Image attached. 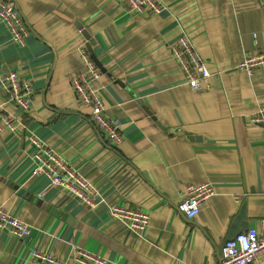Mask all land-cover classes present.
Wrapping results in <instances>:
<instances>
[{"label":"crops","instance_id":"crops-1","mask_svg":"<svg viewBox=\"0 0 264 264\" xmlns=\"http://www.w3.org/2000/svg\"><path fill=\"white\" fill-rule=\"evenodd\" d=\"M2 1L16 3L30 33L16 45L0 20V107L17 118L15 131L0 128V207L32 230L22 239L0 230V264H35L33 249L68 261L89 249L108 264H211L228 239L261 228L264 128L248 119L264 107V66L248 75L238 65L264 51V0H162L156 15L130 12L123 0ZM85 33L101 73L94 84L120 125L117 145L71 87L86 70ZM183 34L211 73L200 91L171 54ZM10 72L33 86L27 111L7 101ZM31 136L90 181L97 207L56 189L38 198L48 179L33 174ZM204 183L215 194L190 220L177 205L188 184ZM109 205L145 209L142 237Z\"/></svg>","mask_w":264,"mask_h":264},{"label":"built area","instance_id":"built-area-1","mask_svg":"<svg viewBox=\"0 0 264 264\" xmlns=\"http://www.w3.org/2000/svg\"><path fill=\"white\" fill-rule=\"evenodd\" d=\"M123 1L130 12L142 15H156L165 9L162 0ZM0 20L8 28L12 41L16 45L23 46L30 32L14 1L0 0ZM254 38L257 39L256 34H254ZM87 46L88 44L80 49L86 70L76 73L71 78V87L80 104L91 108V122L106 134L112 145H117L122 139L120 125L117 119H110L106 115L104 100L100 90L94 84L101 73ZM170 50L172 56L179 63L187 84L195 91L202 90L211 73L190 37L183 34L171 46ZM262 66H264V51L256 50L246 55L244 60L239 63L238 68L248 75H252L255 69ZM4 86L8 95V102L16 105L21 111H27L30 108L34 92L31 83L22 81L17 72H10L5 77ZM4 109L2 105L0 107V128L7 126L15 131L17 118ZM248 124L264 128V107H260L254 115L249 117ZM29 138L35 149L32 156L36 165L33 174H43L48 179L46 187L38 195V198L43 199L46 192L50 189H56L67 193L84 206L97 207V201L101 197L90 181L79 174L61 155L51 150L43 141L34 136ZM214 194V188L210 183L188 184L177 209L186 218L195 219L200 214L203 204ZM107 211L111 218L121 221L130 232L140 237L145 233L150 223V214L141 207L109 205ZM0 230L22 239L30 235L32 225L0 207ZM32 257L35 264H108L109 262L106 258L92 253L89 249H76L72 254L71 261L54 257L36 249L32 250ZM256 262H264V219L261 220L260 229L249 228L228 239L223 247L221 259L211 264H255Z\"/></svg>","mask_w":264,"mask_h":264},{"label":"water","instance_id":"water-1","mask_svg":"<svg viewBox=\"0 0 264 264\" xmlns=\"http://www.w3.org/2000/svg\"><path fill=\"white\" fill-rule=\"evenodd\" d=\"M85 35L87 36V38H88V48H89V51H90V53H91V57H92V59L96 62V64L97 63H99L98 62V59L96 58V55L93 53V47H92V45H93V40H91V38H90V36H89V34L88 33H85ZM98 65V64H97ZM243 219V213L240 215V217L237 219V222L239 223V221L240 220H242ZM242 222V221H241Z\"/></svg>","mask_w":264,"mask_h":264}]
</instances>
